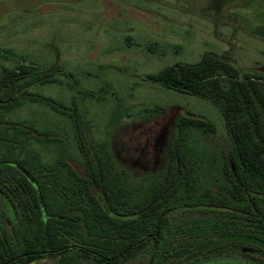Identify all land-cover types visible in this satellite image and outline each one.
Returning a JSON list of instances; mask_svg holds the SVG:
<instances>
[{"label": "trees", "instance_id": "trees-1", "mask_svg": "<svg viewBox=\"0 0 264 264\" xmlns=\"http://www.w3.org/2000/svg\"><path fill=\"white\" fill-rule=\"evenodd\" d=\"M59 73L71 76L54 64L25 63L0 74V194L12 204L4 245H52L53 255H62L56 264H199L225 255L264 264V76L209 53L145 75L143 81L213 104L228 144L200 155L190 135L208 137L216 127L185 111L174 121L162 168L135 181L108 140L89 138L74 103L32 92ZM24 101L69 118L85 175L69 163L55 132L8 119ZM125 116L116 102L108 126ZM62 245H81L83 255L65 258ZM4 253L0 263L23 264L7 263Z\"/></svg>", "mask_w": 264, "mask_h": 264}, {"label": "rangeland", "instance_id": "rangeland-1", "mask_svg": "<svg viewBox=\"0 0 264 264\" xmlns=\"http://www.w3.org/2000/svg\"><path fill=\"white\" fill-rule=\"evenodd\" d=\"M206 53L264 76V0H0V74L21 63L41 69L54 64L70 73L31 90L74 103L89 138L108 140L115 161L135 181L162 168L174 121L185 111L216 127L208 137L190 135L200 155L227 147L213 104L142 80L168 66L195 64ZM107 85L115 95L106 93ZM116 102L126 116L112 129L108 121ZM153 108L162 112L153 114ZM8 119L55 132L69 163L85 175L68 117L24 101ZM40 154L50 157L44 149ZM7 212L0 198V232L9 234ZM199 264L252 263L233 255Z\"/></svg>", "mask_w": 264, "mask_h": 264}, {"label": "flooded vegetation", "instance_id": "flooded-vegetation-1", "mask_svg": "<svg viewBox=\"0 0 264 264\" xmlns=\"http://www.w3.org/2000/svg\"><path fill=\"white\" fill-rule=\"evenodd\" d=\"M0 198L3 199V203L5 207H12V204L7 199V196L0 194ZM9 213L7 212L6 215ZM4 223L9 227L10 230V223L12 222L11 219H5L3 220ZM11 232V230H10ZM12 234V233H9ZM9 239V238H8ZM5 241H7L4 231L0 232V262L2 260L1 255L4 256V250H7V256L10 258L7 263L13 262V263H19L23 262V264H39L47 262V264H56L61 261V254L58 256H54L52 249V245H4ZM29 246V250H22L21 247ZM62 252H64L65 258L70 257L71 255L81 256L83 255L82 246L81 245H62L60 247ZM245 252V250H244ZM259 255L264 257V252L259 251ZM27 255L33 256L31 260H28L29 258L25 257ZM24 256L23 258H21ZM227 256V255H225ZM225 256H213L211 258L220 257L224 258ZM27 259V260H26ZM49 261V263H48ZM84 259L82 260V264H84ZM5 264V263H0Z\"/></svg>", "mask_w": 264, "mask_h": 264}]
</instances>
